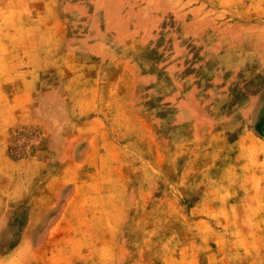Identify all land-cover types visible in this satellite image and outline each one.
<instances>
[{"label":"rangeland","instance_id":"obj_1","mask_svg":"<svg viewBox=\"0 0 264 264\" xmlns=\"http://www.w3.org/2000/svg\"><path fill=\"white\" fill-rule=\"evenodd\" d=\"M0 264H264V0H0Z\"/></svg>","mask_w":264,"mask_h":264}]
</instances>
